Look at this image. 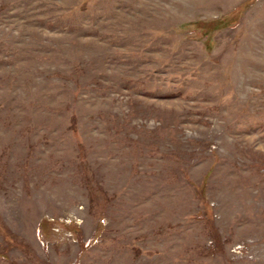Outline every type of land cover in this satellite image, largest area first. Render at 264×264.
<instances>
[{"label": "rangeland", "instance_id": "obj_1", "mask_svg": "<svg viewBox=\"0 0 264 264\" xmlns=\"http://www.w3.org/2000/svg\"><path fill=\"white\" fill-rule=\"evenodd\" d=\"M0 264H264V0H0Z\"/></svg>", "mask_w": 264, "mask_h": 264}]
</instances>
